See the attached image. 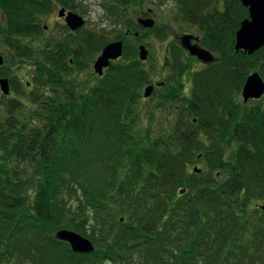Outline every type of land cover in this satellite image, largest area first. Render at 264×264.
<instances>
[{"label": "trees", "instance_id": "obj_1", "mask_svg": "<svg viewBox=\"0 0 264 264\" xmlns=\"http://www.w3.org/2000/svg\"><path fill=\"white\" fill-rule=\"evenodd\" d=\"M105 1L114 14L137 0ZM176 1L217 61L194 75L172 131L145 144L135 108L150 79L133 41L125 38L122 60L80 91L63 51L88 63L83 57L111 42L107 35L80 31L76 51L68 40L20 46L23 36L43 33L36 20L47 5L2 0L5 42L35 58L34 85L51 94L34 93L23 115V102L0 92V264H264V218L248 217L252 199L264 196V108L237 105L236 118L223 106L236 96L238 103L250 73L264 77V47L235 52L249 16L238 0H224V9L222 0ZM235 124V139L224 142L237 145L228 159L220 132ZM199 149L208 169L189 173ZM89 224L92 254L56 239L61 229L86 235Z\"/></svg>", "mask_w": 264, "mask_h": 264}, {"label": "rangeland", "instance_id": "obj_2", "mask_svg": "<svg viewBox=\"0 0 264 264\" xmlns=\"http://www.w3.org/2000/svg\"><path fill=\"white\" fill-rule=\"evenodd\" d=\"M75 4L78 10L77 12L84 15L86 18L84 30L94 31L100 35H107V38L111 42L122 40L126 29L129 30L127 33L130 37L128 41H134L133 34L138 35V32H140L135 24L139 15L148 9H154L157 21L156 33L150 35L141 32L142 42L138 40L140 44L142 43L149 50V59L145 62L144 68L148 72L150 82L142 88L141 97L136 104L135 110L138 114V123L135 134L138 140L140 142H145V144L154 142L155 139L169 134L174 124L178 121L181 109L180 106H182L181 100L185 97H190L194 75L206 69V67L202 66L196 59L192 60L189 56L181 52L179 49L180 45L176 43L175 39L179 35L182 36L183 33L200 35L202 32L195 27L187 25L186 22L183 21L182 17L178 14V3L176 0H137L135 4L130 5L128 9L124 11L125 15L123 11H119V14H122L121 18L109 12L105 7V0H75ZM50 9H52L51 6ZM58 10L59 8L57 7L55 14L50 17V19L47 18L44 21V25L47 24L52 26L54 32H43L37 37L29 36L28 38L19 39L20 46H40L49 41L53 43L51 38L53 36H56L55 42L59 41V33L62 27L57 21ZM2 12H0V54L4 58V64L0 67V70L3 72L0 79L8 78L11 83V88L13 84L17 86L18 91L15 92L11 89L10 95L6 97L21 100L25 106L22 112L24 115L28 109L31 110L34 105L31 100L32 95L36 93L42 96L45 91L38 90L34 85L33 72L35 65L33 63L35 58L29 55H27L26 58L21 57L18 49H13L11 45L5 42L4 37L8 36L10 30H8L7 12L3 10ZM121 21L125 28H120L119 23H121ZM127 23L131 24L126 26ZM130 34L132 35L130 36ZM63 35L68 37V32L65 30ZM100 52L101 51H98L94 56L83 57L88 63L76 61L75 59L70 63L73 70V77L75 78V82L78 83L80 91H87L98 83V77L94 72L93 66ZM15 54L17 56H15ZM83 59L78 58L77 60ZM137 60L140 61L139 54L137 55ZM71 74L67 75L71 76ZM262 78L264 79L263 76ZM28 83H30V85ZM158 84L163 87L157 88L156 85ZM148 85H153L155 90L149 99H145L143 92ZM45 93L51 94L49 91ZM175 95L178 97L175 98ZM237 105L246 108V110L255 109L257 105H261L264 108V96L261 100V104L253 103L251 106H249V104L245 106L241 90ZM233 130L234 127H230V129L227 130L225 134L222 133L220 137V139H222L221 141H223L222 145L225 156L228 159L232 158L233 152L237 148V145L226 146V144H224L226 141L235 139ZM201 138L206 143V147H209L210 143L208 142V138L202 135ZM202 155H204V151H200V149L195 151L193 161L187 168L189 173H194L195 168H199L202 171L208 169V162L203 160ZM182 189L183 188L179 189V191ZM72 198L76 200L78 197L72 196ZM72 201V209L77 210V202H74V200ZM251 202L252 204L248 209V217H252L254 222H257L260 218H264V211H261L259 208L264 202V196H255ZM92 223L91 221L90 224ZM90 224L85 226L86 235L77 232L89 240H91L89 235H91L90 228L92 226ZM103 264L114 263L104 262ZM138 264H141V262Z\"/></svg>", "mask_w": 264, "mask_h": 264}, {"label": "water", "instance_id": "obj_3", "mask_svg": "<svg viewBox=\"0 0 264 264\" xmlns=\"http://www.w3.org/2000/svg\"><path fill=\"white\" fill-rule=\"evenodd\" d=\"M242 5L248 9L249 17L244 19L236 33L235 51L248 55H254L264 47V0H239ZM59 16H65L67 26L76 31L85 25V20L78 14L65 10L59 11ZM139 24L145 28L154 27V20L140 19ZM191 37L186 35L182 38L183 46L192 56L197 57L204 64H212L215 56L208 50L191 44ZM123 42L117 41L108 44L102 51L101 55L94 62V71L98 76H103L104 71L111 66L113 61L118 60L123 55ZM140 61L148 59L149 52L145 46L139 48ZM4 59L0 54V67L3 66ZM160 84H158L159 86ZM0 90L5 96L10 94V84L7 78L0 79ZM154 86L149 85L144 89V97L149 98L153 94ZM264 95V80L260 73L254 71L248 76L242 89V98L245 103L250 100H259ZM196 122V120H194ZM194 171L199 173L201 170L195 168ZM264 211V202L260 205ZM56 239L68 243L71 250L78 254H92L95 251L93 242L77 232L62 229L56 233Z\"/></svg>", "mask_w": 264, "mask_h": 264}, {"label": "flooded vegetation", "instance_id": "obj_4", "mask_svg": "<svg viewBox=\"0 0 264 264\" xmlns=\"http://www.w3.org/2000/svg\"><path fill=\"white\" fill-rule=\"evenodd\" d=\"M1 2H2V0H0V5H1ZM45 3H46V5H47V9L45 10V13L41 16V19H39L38 21L36 20V23L37 24H39L40 26H42L43 28H42V32H44V33H48V32H50V31H53V28H52V26H50V25H44V21L48 18V19H50V17H52L54 14H55V11H56V8L58 7L59 8V10H58V16H57V21H58V24L62 27L61 28V30H60V33H59V38H58V40L60 41V40H68L72 45H70V47L73 49V51H76L77 49H78V47H77V41L76 40H74V39H79V32L81 31V32H84V33H86V32H91V33H97V32H94V31H85L84 29H85V26L83 27V28H81V29H79V30H76V31H72L68 26H67V24H66V21H65V16H62V17H60L59 16V11L60 10H62V9H64L65 10V14H67L68 12H73V13H76V14H78V15H80V16H82L84 19H85V21H86V18L84 17V15H82V14H79L77 11V7H76V4H75V0H45ZM219 5H220V7L222 8V9H224V5H225V1L224 0H222V1H220L219 2ZM50 6H51V8L52 9H50ZM122 9H124V10H122L123 11V14L125 15V13H124V11H126V9H128V7H124V8H122ZM111 11L112 12H114L113 11V9H111ZM0 12H2V9H1V6H0ZM3 13V12H2ZM116 16H118L119 15V12L117 13H114ZM140 19H152V20H154V27H152V28H145V27H143V26H141V25H139V23H138V20H140ZM54 21V20H53ZM183 21L184 22H186V24L187 25H190L191 27H195L196 29H198V30H200V27H199V25L198 24H195V23H191V22H187L186 20H184L183 19ZM131 23H127L126 24V26L127 25H130ZM136 26L138 27V30L140 31V32H138V36H136V35H134V37H136V39L137 40H135V41H138V40H140L141 42H142V38H141V32H143V33H145V34H150V35H154V33H156V31H157V21H156V15H155V13H154V9H148L147 11H144L143 13H141L140 15H139V17H138V19H137V21H136ZM85 25H86V23H85ZM119 25H120V28L122 29V27L123 28H125V26H124V24H123V22L121 21V23H119ZM67 31L68 32V37H65L63 34H64V31ZM54 32V31H53ZM129 32V30H125V35H124V38L121 40L122 42H123V44H125V47H126V41H125V38H127V37H129L128 35L129 34H127ZM53 35H54V33H53ZM186 35H189V36H192L191 37V44H197V45H199V46H201V47H203L202 45H201V41H202V34H200V35H195V34H191V33H183V35L182 36H177L176 37V43H178L179 45H180V50H181V52H183L184 54H186L187 56H189L192 60L193 59H196L202 66H205V67H207V65H205V64H203L202 62H200L198 59H197V57H195V56H192L191 54H190V52L183 46V41H182V38L184 37V36H186ZM63 36V37H62ZM201 36V37H200ZM28 38L29 36H23L22 38ZM21 38V39H22ZM52 38V42H53V44L55 43V38H56V36H53V37H51ZM74 38V39H73ZM119 41V40H118ZM134 41V44H136L137 45V48L142 44H140L139 43V41L138 42H135ZM52 43H51V41H49V42H47V43H45V45H47L48 47L51 45ZM74 44V45H73ZM143 45V44H142ZM145 46V45H144ZM146 47V46H145ZM49 49H50V47H49ZM62 50H64V49H62ZM149 51V50H148ZM63 53H65L63 56L64 57H66L70 62H72L74 59H75V54H74V52H71L70 50H69V52H65V51H63ZM68 53H69V55H68ZM21 54V57H24V58H26L27 57V54H23V53H20ZM66 54H67V56H66ZM17 55H18V57H19V54L17 53ZM16 54H15V56H17ZM50 57V56H49ZM149 59V58H148ZM144 64H145V62H144ZM29 85H30V83H28ZM10 85H11V83H10ZM161 87H163V86H157V88H161ZM262 100V99H261ZM261 100H251V101H249V102H247V103H244L245 104V106H247V104H249V106H251L253 103H258V104H261ZM262 105H263V103H262ZM223 106H227V107H232L233 108V110L232 111H229L228 112V115H230V114H233L236 118H237V101H235V102H232V103H225V104H223ZM261 107V110L263 109V106H261V105H257L256 107ZM262 114H263V112H261V111H259V114H257V116H262ZM227 115V116H228ZM257 116L255 117V119L257 118ZM235 128H237V124H235V127H234V130H233V134H235ZM223 131V130H222ZM227 131V130H226ZM226 131H224V132H220V134L221 133H223V134H225L226 133Z\"/></svg>", "mask_w": 264, "mask_h": 264}, {"label": "bare ground", "instance_id": "obj_5", "mask_svg": "<svg viewBox=\"0 0 264 264\" xmlns=\"http://www.w3.org/2000/svg\"><path fill=\"white\" fill-rule=\"evenodd\" d=\"M151 96H152V95H151ZM149 98H150V97H149ZM149 98H148V99H149Z\"/></svg>", "mask_w": 264, "mask_h": 264}]
</instances>
